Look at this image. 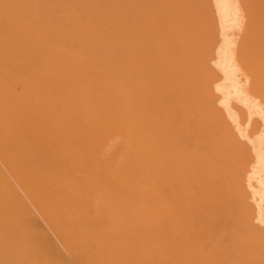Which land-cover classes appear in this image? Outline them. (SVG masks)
<instances>
[{
  "label": "bare ground",
  "instance_id": "6f19581e",
  "mask_svg": "<svg viewBox=\"0 0 264 264\" xmlns=\"http://www.w3.org/2000/svg\"><path fill=\"white\" fill-rule=\"evenodd\" d=\"M262 14L0 0V264H259Z\"/></svg>",
  "mask_w": 264,
  "mask_h": 264
},
{
  "label": "snow or ice",
  "instance_id": "6c2138e0",
  "mask_svg": "<svg viewBox=\"0 0 264 264\" xmlns=\"http://www.w3.org/2000/svg\"><path fill=\"white\" fill-rule=\"evenodd\" d=\"M235 8H236V17H237V27L239 31L243 33L248 28L250 23L249 14L239 4L235 5ZM260 24H261L262 34H264V14H262L261 16ZM243 78L246 81L247 86L251 87L252 84L251 76L245 75ZM260 232H261V241H262L261 242L262 258L259 261V264H264V222H261L260 224ZM240 264H257V262L254 260H246L240 262Z\"/></svg>",
  "mask_w": 264,
  "mask_h": 264
}]
</instances>
